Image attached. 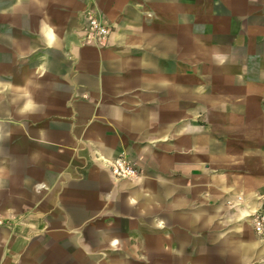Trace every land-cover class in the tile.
<instances>
[{"label": "crops", "instance_id": "1", "mask_svg": "<svg viewBox=\"0 0 264 264\" xmlns=\"http://www.w3.org/2000/svg\"><path fill=\"white\" fill-rule=\"evenodd\" d=\"M263 97L264 0H0V264H264Z\"/></svg>", "mask_w": 264, "mask_h": 264}, {"label": "built area", "instance_id": "2", "mask_svg": "<svg viewBox=\"0 0 264 264\" xmlns=\"http://www.w3.org/2000/svg\"><path fill=\"white\" fill-rule=\"evenodd\" d=\"M82 41L85 44L106 45L108 43L111 29L96 14L87 13L84 16ZM264 104V97H263ZM110 170L115 179L136 180L140 177V170L127 158L120 156L110 162ZM250 222L256 236L264 240V199L262 206L250 216ZM11 219L0 215V231L9 226Z\"/></svg>", "mask_w": 264, "mask_h": 264}, {"label": "rangeland", "instance_id": "3", "mask_svg": "<svg viewBox=\"0 0 264 264\" xmlns=\"http://www.w3.org/2000/svg\"><path fill=\"white\" fill-rule=\"evenodd\" d=\"M19 225H20L19 223H17V222L15 223L14 221H12L9 226H12V229L14 230ZM132 245H133V242H132ZM133 248L134 247L132 246V249ZM132 251H133L132 253H137V252L139 253L137 255H134L132 258H130L132 264H155V258H153V257L148 258V257H145L144 255H142V249H141V251H137L134 249Z\"/></svg>", "mask_w": 264, "mask_h": 264}]
</instances>
